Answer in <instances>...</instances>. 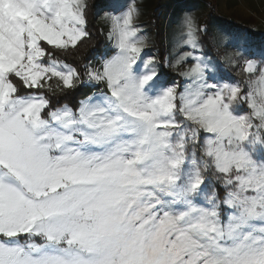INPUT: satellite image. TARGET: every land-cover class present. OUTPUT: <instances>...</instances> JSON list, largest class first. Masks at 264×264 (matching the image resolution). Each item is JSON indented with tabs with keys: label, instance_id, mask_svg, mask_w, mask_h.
Instances as JSON below:
<instances>
[{
	"label": "snow or ice",
	"instance_id": "snow-or-ice-1",
	"mask_svg": "<svg viewBox=\"0 0 264 264\" xmlns=\"http://www.w3.org/2000/svg\"><path fill=\"white\" fill-rule=\"evenodd\" d=\"M87 6L0 0V264H264V67L245 60L242 89L193 56L181 90L145 58L132 4L87 69L106 91L52 108L43 90L80 80L53 53L89 35Z\"/></svg>",
	"mask_w": 264,
	"mask_h": 264
},
{
	"label": "trees",
	"instance_id": "trees-1",
	"mask_svg": "<svg viewBox=\"0 0 264 264\" xmlns=\"http://www.w3.org/2000/svg\"><path fill=\"white\" fill-rule=\"evenodd\" d=\"M195 3H197L195 0H153L146 19L155 47L153 52L157 55L160 63L159 69L166 82H175L181 90L185 79H182L180 74L176 73L167 62V40L164 38L163 26L166 12L171 7L186 4L195 5ZM87 5L86 29L89 35L76 50L67 52L54 50L53 53V58L77 69L80 80L74 88L64 92L55 88V81L52 82L51 91L44 89L43 93L50 99L52 108L64 104L75 108L81 100H86L97 93L98 88H93L94 85L86 84L85 81L90 62L94 59L98 60V58L103 60L110 49L109 46L105 51L106 33L102 31L97 19V10L100 7L110 6V4L108 0H87ZM124 8L126 6L115 10V15L120 14ZM205 15H208L209 18L203 22L199 19L201 23L197 27V43L204 56L203 60L209 64L208 74L215 75L217 82L240 83L242 89H246L245 75L239 70L238 62L239 59L248 57V59L255 60L260 67L264 66V35L252 30L244 23L229 20L211 8H207ZM212 25H215L217 33L211 30ZM229 58H232L231 62ZM25 92L26 90L21 88V94H25ZM243 107L246 109L247 105L245 104ZM207 187L209 195L213 190L221 197L224 194L223 186L214 177H210Z\"/></svg>",
	"mask_w": 264,
	"mask_h": 264
},
{
	"label": "rangeland",
	"instance_id": "rangeland-1",
	"mask_svg": "<svg viewBox=\"0 0 264 264\" xmlns=\"http://www.w3.org/2000/svg\"><path fill=\"white\" fill-rule=\"evenodd\" d=\"M195 7L191 4H186L184 6L178 5L176 7H171L166 15V20L164 23V38L167 40V62L170 64L172 68H174L175 72L180 74L181 72L187 70L191 67L194 60L192 59L193 56L200 57L204 59L200 51V46L197 43L196 48H192L190 45L184 43L186 39L185 36V27L184 21L186 18L191 17L196 24V27L200 25V20L202 22L209 18V16L205 15L208 9H213L215 12L219 13L220 15L228 18L231 21H235L238 23H244L249 28L254 31L259 32L260 34L264 35V0H195ZM153 0H108L110 6L100 7L97 10V19L98 23L102 27V31L106 33L105 36V44L106 50L110 46V49L107 52V58L111 54L114 53V49L112 43L108 40V29H109V22L107 17L109 15H115V10L124 8L121 12L126 11L129 5L134 4L137 8V15L135 16L134 23L140 28L141 34L146 37V47L144 49L145 58L152 57L156 61L157 70L161 73L162 79L165 81L163 77V73L159 69L160 63L157 59V55L154 54V44L152 42L153 38L149 31V25L147 23V15L149 12L150 7L152 6ZM121 14V13H120ZM118 14V15H120ZM206 16V17H205ZM200 19V20H199ZM211 30L216 31L215 25L211 26ZM229 52V50H228ZM186 53H191L190 56L187 57L181 64H176V60L179 59L181 56H184ZM104 58V59H105ZM248 57H244L239 59L238 68L239 70L242 69L243 63L247 60ZM102 60L98 58L94 59L90 62V67H97L99 66ZM167 64V65H168ZM264 67V66H262ZM164 70V69H163ZM212 75V74H209ZM181 76V75H180ZM214 79L217 81L215 75H212ZM182 79H185L181 76ZM211 82V81H210ZM172 84H176L175 82H170ZM93 88H98L97 93L94 96L93 102H95V97L99 96V94L103 91H106L105 86L103 84H93Z\"/></svg>",
	"mask_w": 264,
	"mask_h": 264
},
{
	"label": "built area",
	"instance_id": "built-area-1",
	"mask_svg": "<svg viewBox=\"0 0 264 264\" xmlns=\"http://www.w3.org/2000/svg\"><path fill=\"white\" fill-rule=\"evenodd\" d=\"M85 83H86V84H89V85H93L95 82L89 81V80H88V77H87Z\"/></svg>",
	"mask_w": 264,
	"mask_h": 264
},
{
	"label": "crops",
	"instance_id": "crops-1",
	"mask_svg": "<svg viewBox=\"0 0 264 264\" xmlns=\"http://www.w3.org/2000/svg\"><path fill=\"white\" fill-rule=\"evenodd\" d=\"M56 88V87H55ZM95 94L92 96L94 98Z\"/></svg>",
	"mask_w": 264,
	"mask_h": 264
}]
</instances>
